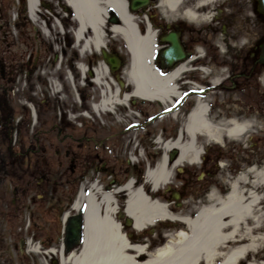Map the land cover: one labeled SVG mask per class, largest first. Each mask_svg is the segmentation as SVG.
Returning a JSON list of instances; mask_svg holds the SVG:
<instances>
[{"label":"rangeland","instance_id":"1","mask_svg":"<svg viewBox=\"0 0 264 264\" xmlns=\"http://www.w3.org/2000/svg\"><path fill=\"white\" fill-rule=\"evenodd\" d=\"M20 1L11 0L7 13H15L17 17L13 21L11 16V19L5 21L6 23L3 24V28L0 31V61L6 63L7 68L4 77L0 74V264H58V259L53 257L48 251L49 248H54V246L43 247L40 243V240L45 239V237H42L40 231L37 234L36 232L29 233L27 237L28 244L20 252V237L17 235L16 230L18 223L25 217L24 228L27 227L28 215L36 211L37 213L34 214L33 218L35 224L41 225L47 223V226H50V224L56 221L57 225L62 227L60 228L59 235L61 238L60 243L62 244L65 241L66 247H69L70 242L76 237L77 233H80V226L82 224V217L79 212L82 213L84 204H81L82 206H80L79 211L72 210V204L74 201H77L80 190L87 193L94 186L103 193L108 190L115 191L118 185L114 186V183L111 181L113 179L120 180L119 183H126L129 178L133 177L134 171L130 170V173H127V175L123 173L125 166L122 164L118 165L116 163L118 161L116 160L123 159L124 157L127 158L130 164L134 163L133 167H137L142 172V175L145 173L148 165L150 169L154 167V163L157 160L153 157H158V152L160 155L163 152L168 157H171L173 151L164 152L163 148L158 147L160 144H155V141L159 137L158 130L162 124L169 125V123L182 128L185 126L186 120L185 116L180 114L181 116H169L162 123L156 121L154 124L151 123V125L148 124V126L142 128L140 127L141 122H145L144 120H147V118H138V114L135 115L131 109L126 110L125 114L124 112L119 114L116 109V117L114 118L109 115H101L99 117L90 108H86L84 111L87 115L85 118L82 117L81 113L75 111L79 107L76 100V91L79 92V84L75 82L73 85H70L67 81L68 69L73 68L75 73L72 70L71 74L72 76L76 75V77L78 76V71L76 64L69 65L71 52L67 49V41L70 37L72 38V29L75 28L76 23L70 18H66L65 14L68 15V11L66 10L68 8L64 0H39L37 11L35 12V21H32L28 17L26 4L22 7L21 5H17V3L21 4ZM20 12L22 16H25V19L20 18L22 22L21 20L19 22L18 18ZM57 20L62 26L63 31H60V27L56 23ZM17 22L20 24L19 27L17 26ZM35 29L39 30L41 38V41L37 45V48L41 51L37 56L38 61L36 63V60H34L30 66V71L26 69L16 74L10 68L22 64V62L30 61L28 59L31 45L30 36ZM21 34L25 36L21 37ZM262 40L264 44V19H262ZM121 46L124 47V44L122 43ZM78 48L76 49L78 50ZM61 50H65L66 52L62 54ZM7 63L9 64L7 65ZM262 74L264 76V68ZM263 82L264 77L261 82V99L262 108L264 109ZM59 88L62 91L57 93ZM86 90L95 96L98 93L97 88L88 90L87 86ZM92 91L94 92L92 93ZM46 98H51L52 102L57 104V117L55 118L53 115L52 121L56 123V126L61 128L59 138L56 136V129H49L51 126V120L48 117L50 111L48 109L46 111L44 106L40 108L41 111L39 112L42 115L41 119H36V122L33 123L31 118L30 106L34 108L39 102L43 104ZM67 107L69 108L66 109ZM135 109L137 110L138 107ZM35 113L37 116L36 110ZM175 118L179 123L175 121ZM262 118L264 120V117ZM78 122L84 125L82 129L90 131L93 127H97L99 129L97 131L104 133V135L109 134L111 130L128 129L130 125L137 126V128L128 129L123 134V141L130 138L134 143L132 148L123 149L121 153L119 149H115L114 155L112 149H110L112 154L100 153L106 156V161H109L104 166L115 167V176L113 175L112 179L101 175L96 170V166L100 165L98 163H88L86 161L88 163L86 164L76 158L75 163L71 164L70 155L67 158L63 156L64 149H68L70 153H75L79 157L75 145L69 144L66 146L58 142L61 140L62 135L65 134V131L62 130L65 127L64 125L69 124L71 130L73 128L78 129ZM6 124L11 126L10 132L5 126ZM262 129H264V124H262ZM38 131L41 132L37 133ZM148 131L155 134L151 139L153 142L149 140L145 141V144L150 142V147L143 148L139 144L135 147V143L141 140V136ZM249 134L247 132L245 136ZM202 139L205 142L212 141L204 137ZM231 140H234L235 143H229L225 148L210 149L207 152L206 156L210 157L213 162L209 160L206 165H202L201 163L193 165L185 161L175 166L172 170L170 183L162 186L164 189L170 186L171 192L163 196L164 193L161 190L164 189L161 188L158 193L159 196L154 195V192H150V194L154 195V198L158 199V201L165 200L167 208L174 215L194 216L201 206L209 204V195L211 193L220 198L224 197L229 191V185L236 181L238 177L244 176L246 181L250 183L255 174L251 170L255 169L258 172L264 168V146L259 148L239 147L241 142L246 140L243 136L238 139L231 138ZM110 141L113 140L110 139ZM107 145L111 146V143H107ZM9 147L16 148L18 151L15 149V151L11 150L8 153ZM39 149H43L42 152L30 153L31 150ZM199 150L206 152V149L200 148ZM59 153H61L60 156ZM172 163V161H169V167H171ZM179 168L184 172L178 176L177 170ZM202 168L208 176L203 177L202 183L197 184V176L203 171ZM81 174L85 176L84 179L79 178ZM42 179H44L43 184H41ZM135 179L137 181L139 179V182L135 186L139 183H144L145 188L148 186V190L149 188L151 189L150 183L146 182V178L143 176L135 177ZM65 182H67V185ZM182 185L184 186L183 191L181 190L183 200L173 202L172 194L179 192V188H182ZM240 185L242 186L243 184L240 182ZM246 187L248 188V186ZM14 189H16V192L13 195ZM114 197L117 200V205L122 208L127 195L125 193H118ZM60 199L61 201L59 202ZM13 200H15L14 204H12ZM18 205L19 210H22V212L16 215L15 209H18L16 208ZM51 206L53 207L52 210H58L61 207L64 209V212L69 213V217L63 225L58 217L53 221V214L48 213ZM47 213L49 214L48 216ZM167 225L168 223L159 224L157 229L164 234H167L169 229L170 232H173V226L171 228L170 225H168L169 228L164 227ZM182 226L184 227V225ZM70 236H72V240ZM76 252L77 250L67 252L65 256ZM252 258L255 263H260L259 260L263 262L264 252L258 259L249 254L240 264H246Z\"/></svg>","mask_w":264,"mask_h":264},{"label":"flooded vegetation","instance_id":"2","mask_svg":"<svg viewBox=\"0 0 264 264\" xmlns=\"http://www.w3.org/2000/svg\"><path fill=\"white\" fill-rule=\"evenodd\" d=\"M155 3L157 4L155 5ZM10 4L11 0H0V31L3 24L6 23L5 21L9 19L7 8ZM110 16L113 23L106 21L103 30L104 37L107 43V52L117 57L119 65L114 72L108 70L107 79L104 77V82L108 88L106 92L109 95L113 93L119 98L128 96V104L138 107L142 119L147 118L151 114L149 109L142 110L139 107L147 108L152 107V105L147 100L143 101L132 96V87L126 76L128 70L126 52L121 46L120 38L110 34V27L112 24L118 25L119 20L112 14ZM133 17L137 19L135 25L139 34H144L147 29L154 33L153 69L160 76L178 71L174 80L178 99L171 98V102L175 105L174 108H161L153 113L152 117L144 120L145 122L142 121L140 127L145 128L148 123H153L154 117L157 118L163 112V116L166 117L173 112L175 114L180 113L182 116L187 115L198 103H202L206 106V116L212 126L220 130L227 129L232 123L246 126L245 133L249 132L250 134L243 135L246 140L241 142L239 147L259 148L264 146V129H262L264 109L261 99V77L264 64L261 63L263 40L259 0H178L173 7L167 6L165 0H149L148 6L138 11ZM88 37V35L83 34L84 41ZM30 42V51L28 50L30 61L13 66L17 72L22 67L27 66L30 71V66L34 60L36 63L38 61L36 37ZM80 53L81 57L78 62L75 60L76 56L69 62V65L82 64V68L85 70L83 74L79 73L77 77L76 75L71 77L74 83H79L81 106L75 109L77 112L89 108L97 96L86 90L87 86L88 90L93 88L91 83L89 86L91 79L89 71L95 66L98 60L97 56L94 55V50L90 45L86 47L82 45ZM6 70V63L0 61V74L3 77ZM72 70L73 68L68 69V72L71 73ZM73 73H75L74 70ZM154 104L155 107L160 106L157 101ZM165 106L168 104L166 103ZM5 126L10 132L11 126L9 124ZM64 126L62 130L65 131V134L58 142L66 146L75 145L79 157L75 153H70L68 149H64L63 156L67 158L70 155L71 164L75 163L76 158L82 163H86V161L98 163L100 165L96 166V170L100 174H114L115 176V167L104 166L109 161H106V156L100 153L112 154L110 151L112 149L114 155L115 149H119L121 153L123 149H130L134 145L130 138L125 141L122 140L123 134L128 129L111 130L109 134L104 135V133L97 131L99 130L97 127H93L89 131L82 129L84 128L82 124L78 129L73 128V130L69 124ZM49 129L54 130V125H51ZM58 130L61 133V128L58 127ZM60 133H58V137H60ZM158 133L159 137L155 144L173 139L176 133H179V128L174 127L173 124L162 125ZM154 135L150 131L146 132L141 136V140L135 143V147L138 144L143 148L150 147V142L145 144V141H151ZM107 143H111V146H108ZM229 143L234 144L235 141L226 135H221L217 140L209 142H205L202 137L198 136L196 141V144L207 149V152L210 149L225 148ZM143 144L145 145L143 146ZM10 147L9 150L12 149ZM42 150H31L30 153H38ZM60 155L61 153H59ZM203 160L205 165L209 160L213 162L208 156H204ZM116 161H118L116 162L118 165H129L126 157ZM126 171L128 172V168H123L124 174L127 173ZM79 178L84 179L85 176L81 174ZM42 182L44 179L41 180V184H43ZM112 182L117 185L120 180L116 179ZM65 183L67 185V182ZM15 192L16 189L13 190V195ZM157 195L159 196V194ZM14 203L15 200L12 201V204ZM16 208L18 209H15V214L19 215L22 210H19V205ZM52 208L51 206L48 213L53 214V221H55L57 217L60 218L64 209L60 207L58 210H52ZM35 213L37 212H31L28 215L27 227L24 228L25 217L18 223L16 230L20 237V252L25 248V241L31 232H36V234L38 231L41 232L42 237H45V239L42 238V241L40 240L41 244L59 246L61 239L59 225L56 221L50 226H47V223L35 224L33 221ZM117 218L121 226L129 233L131 242L146 241L149 251L163 243L164 233L157 229L158 226L147 227L143 233L134 234L129 232L127 222L122 216L118 215ZM73 249L76 250V247ZM67 250L70 249L65 247L66 252Z\"/></svg>","mask_w":264,"mask_h":264},{"label":"bare ground","instance_id":"3","mask_svg":"<svg viewBox=\"0 0 264 264\" xmlns=\"http://www.w3.org/2000/svg\"><path fill=\"white\" fill-rule=\"evenodd\" d=\"M127 1L66 0L77 22L76 41L80 42L84 34L89 36L83 44L85 47H101L107 10H113L119 24L113 25L110 31L121 37L127 46L130 56L127 77L134 96L152 101L175 96L173 83L178 71L165 77L153 72L151 58L154 33L149 29L144 36L137 32V19L127 9ZM177 1L165 0V3L173 7ZM27 3L29 17L35 21L39 0H27ZM124 99L127 100V97ZM117 103V98L102 94L98 108L108 111ZM245 131V125L230 124L225 133L239 137ZM198 134L214 140L219 137V129L209 124L202 104H198L189 114L176 142L163 145L164 152L176 150L171 167L163 154L161 162L153 169H148L145 177L146 182L150 183L151 192L170 183L175 166L185 161L189 164L198 163L201 154L195 145ZM251 172L255 174L250 183L244 176L238 177L229 185L226 196L220 198L211 193L209 204L200 207L193 219L172 215L167 205L155 200L154 195L149 197L144 194L141 188H133L131 182L116 192L102 193L92 186L88 195L79 193L73 205V209L79 211L81 204H84L81 232L71 241L73 245L80 239V248L77 253L69 254L66 258L62 256L61 264H240L249 254L258 259L264 252V168L258 172L252 169ZM121 192L127 193L125 209L136 231L156 222L180 221L186 225V232L167 236V244L152 254H148L144 245H132L112 218L116 209L114 194ZM247 264H264V261L255 263L252 258Z\"/></svg>","mask_w":264,"mask_h":264},{"label":"water","instance_id":"4","mask_svg":"<svg viewBox=\"0 0 264 264\" xmlns=\"http://www.w3.org/2000/svg\"><path fill=\"white\" fill-rule=\"evenodd\" d=\"M147 2V0L141 1V0H132L131 1V9L135 10L138 6L144 5ZM261 2V9H262V14L264 15V0H260ZM104 58L106 61L112 66V69H114V66L116 64V61L114 58H108L106 57L105 54H103ZM262 62H264V57L261 59Z\"/></svg>","mask_w":264,"mask_h":264}]
</instances>
